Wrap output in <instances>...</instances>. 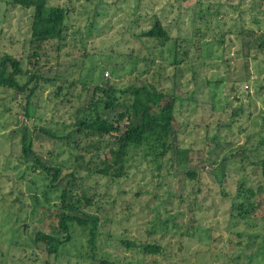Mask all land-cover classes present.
I'll return each instance as SVG.
<instances>
[{
  "label": "rangeland",
  "instance_id": "obj_1",
  "mask_svg": "<svg viewBox=\"0 0 264 264\" xmlns=\"http://www.w3.org/2000/svg\"><path fill=\"white\" fill-rule=\"evenodd\" d=\"M48 5L66 17L61 39L40 42L35 92L26 104L27 89H0V264H264V0H48L40 10L0 0V53L23 71L34 69L33 32L50 33ZM154 17L161 42L139 36ZM131 84L175 96L172 148L155 159L146 145L128 148L111 178L95 171L107 147H85L96 138L72 123L100 96L95 85ZM151 100L154 110L160 100ZM21 136L60 168L56 182L22 160ZM65 186L80 198L76 213L96 222H69V240L47 254L34 234L64 237ZM237 203H252L248 219ZM144 243L159 252H141Z\"/></svg>",
  "mask_w": 264,
  "mask_h": 264
},
{
  "label": "trees",
  "instance_id": "obj_2",
  "mask_svg": "<svg viewBox=\"0 0 264 264\" xmlns=\"http://www.w3.org/2000/svg\"><path fill=\"white\" fill-rule=\"evenodd\" d=\"M11 4L18 5L22 8H31L33 10H40L47 6L48 0H10ZM66 9L58 5H48L47 7V24L49 25L50 33L42 37L33 32L30 38V47L32 48L30 56L33 61L29 59L33 65V70L23 71L21 62L18 58L8 54L0 53V89H11L15 92H24L26 104L29 102L31 96L37 88L38 76L34 65L37 62L38 50L40 42L45 39H61L63 33V22L66 17ZM52 27L53 30H52ZM139 36L157 39L160 42L167 39V33L155 17L150 24V27L139 33ZM29 56V58H30ZM181 59H173L174 62H179ZM26 76L23 82L20 78ZM48 80V79H47ZM31 83L30 87H27ZM99 93L100 96L96 99H90L89 103L82 107L79 116L74 118L72 123V132L81 134L84 137H95L91 140L93 143L85 147L94 148L95 152L100 147H107L109 160L106 163L101 161L104 165L101 168H96L95 171L109 177H119L122 173V164L125 159L128 148L146 145L145 147L154 150L152 157L155 159L156 155L166 154L171 151L172 145L170 140V129L173 121V107L175 96L172 94H164L156 92L152 86L147 85H127L125 88H118L113 85H104L98 87L95 85L93 93ZM121 96H117L116 93ZM156 94L160 103H154L156 109L152 110L151 95ZM98 104H101L99 111ZM68 133L66 136H70ZM98 138V139H97ZM21 158L28 162V157L31 156V164H34L36 169L46 173L50 177L51 184L58 179L60 168L58 166H50L42 162L36 157L34 151L31 150L30 142L26 141L24 136L20 137ZM77 146V145H75ZM175 158L174 165L184 166L185 151L174 147ZM28 160V161H27ZM192 178L195 174L192 171H186ZM55 188L56 185H51ZM71 191L70 186H65L61 189L59 199L61 211L57 215L58 225L64 232V237L59 238L52 233H44L41 231L35 232L34 241H41L43 248L47 254L58 253L59 246L68 241L70 235L68 233V223L75 222L78 225L85 226L89 223V230L96 222L92 215L84 214V218L80 217L76 212H79L78 204L80 198H74V194L68 195ZM81 197V196H80ZM86 202H89L88 197L83 196ZM237 203L236 209L238 219H248L252 211V203L246 204ZM75 211V212H74ZM126 247L130 246V242L122 241ZM141 252L146 254H157L160 250L158 245L152 243H144L138 246ZM99 264H107L105 260Z\"/></svg>",
  "mask_w": 264,
  "mask_h": 264
}]
</instances>
